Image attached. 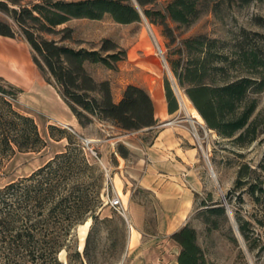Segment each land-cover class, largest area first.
I'll return each instance as SVG.
<instances>
[{"label": "trees", "instance_id": "obj_1", "mask_svg": "<svg viewBox=\"0 0 264 264\" xmlns=\"http://www.w3.org/2000/svg\"><path fill=\"white\" fill-rule=\"evenodd\" d=\"M198 1L170 0L163 10L152 8L155 0H41L30 7L9 9L2 2L0 6L11 12L31 48L34 64L56 87L81 126L97 119L134 131L150 130L157 123L148 91L128 83L120 98L114 100L109 80L95 79L86 68L87 63L113 68L123 58L124 50L109 38H103L97 48L73 46L68 43L73 40L72 28L58 26L71 18L99 19L109 14L114 21L128 23L144 15L161 25L164 35L174 41L166 18L190 23L200 12ZM220 1L241 6L253 0ZM253 33L262 40L258 48L245 43L249 30L244 27L230 46L205 34L186 37L176 50L178 56L167 60L179 89L206 126L222 137L255 138L251 115L256 102L251 94L264 88V56H260L264 53V34ZM0 35H15L11 25L1 19ZM163 86L168 111L177 110L178 99L167 76ZM20 92L0 76V169L16 152L39 151L46 145L34 118L15 106ZM60 131V137L67 139L63 150L28 175L0 184V264H61L58 253L62 249L68 251L69 258H79L77 249H69L72 229L87 217L92 223L99 219L103 171L72 134ZM240 181L237 178L239 185L243 183ZM262 183H250L247 188L254 202H264ZM202 205L205 207L200 213L208 226L218 227L211 215L226 218L219 202L204 201ZM235 221L248 240L249 221L239 214H235ZM170 237L179 246L177 264L205 262L194 227L185 223Z\"/></svg>", "mask_w": 264, "mask_h": 264}, {"label": "rangeland", "instance_id": "obj_2", "mask_svg": "<svg viewBox=\"0 0 264 264\" xmlns=\"http://www.w3.org/2000/svg\"><path fill=\"white\" fill-rule=\"evenodd\" d=\"M40 1L0 0L9 9L30 7ZM169 1L155 0L152 8L163 10ZM218 1L199 0V14L187 24L166 18L174 41L164 35L161 25L150 22L144 15L128 23L114 21L109 14L99 19L71 18L58 28H72L73 40L68 43L73 46L97 48L103 38H109L124 50L123 58L115 62L113 68L101 63L86 64L95 79L109 80L114 100L120 95L121 87L128 83H141L147 91L161 83L164 91L163 79L164 76L168 77L180 104L181 116L190 126L191 137L198 145L199 158L194 166L201 176L202 187L193 190L192 206L186 213L184 224L188 223L196 230L197 243L205 255L202 264H264V202H254L247 191L250 183L260 181L264 188V88L251 94L256 102L251 115L255 138L248 141L247 137L243 140L222 137L208 128L203 120L198 121L192 116L194 107L177 86L167 62L178 56L176 50L183 38L198 34L217 38L225 46H230L234 43L233 39L240 36V28L244 27L249 30L245 43L260 47L262 40L254 36L253 32L264 34V0H253L241 6L221 1L215 3ZM0 19L15 30L12 38L22 46L23 55L33 64L28 42L11 12L1 6ZM44 35L48 38L57 37L54 34ZM261 55L264 56V53L260 52ZM20 96L18 93L16 108L36 116L34 119L38 122L46 145L39 151L16 152L6 160L0 169V184L28 175L63 150L67 139L60 137L63 133L60 129L72 134L80 145L81 137L94 139V148L107 169L106 174L101 162L89 156L103 171V203L98 210L99 219L92 223L91 217H87L74 226L69 249H77L80 257L69 258L68 251L62 249L58 253L61 264H177L179 246L173 244L171 234L161 233L158 227L163 205L153 192L140 187L137 181L147 163L144 146L153 141L157 129L161 128V122L157 121L150 130L125 131L109 121L94 119L78 131H72L65 126L47 124L49 118L37 112L28 102L22 101ZM167 121L172 124L179 122L176 118ZM132 132L133 135L125 136ZM237 178L243 183L239 185ZM106 192L109 197L120 195L124 213L110 206ZM255 194H259L258 191ZM204 201L219 202L225 208L226 218L223 215H211L218 223L216 228L203 221L204 216L200 211L205 207L202 205ZM235 214L249 221V238L246 241L235 228ZM86 221V230L82 232L81 226ZM136 229L143 233L140 243L134 245L129 240L130 234L136 233Z\"/></svg>", "mask_w": 264, "mask_h": 264}, {"label": "crops", "instance_id": "obj_3", "mask_svg": "<svg viewBox=\"0 0 264 264\" xmlns=\"http://www.w3.org/2000/svg\"><path fill=\"white\" fill-rule=\"evenodd\" d=\"M0 76L21 89L20 99L47 116V124L65 126L72 131H78L81 127L56 87L45 80L34 62L32 64L26 59L22 46L14 38L5 35H0ZM134 84L144 86L141 83ZM123 88L124 86L121 87L117 100ZM148 93L153 102L154 117L161 122V128L157 129L153 141L144 146L147 163L137 181L140 187L150 190L160 200L163 212L158 225L159 231L170 235L184 224L186 213L192 206L193 190L197 191L202 187L201 176L194 166L199 158V151L191 137L190 126L184 116H181L180 104L177 110L168 111L161 83L148 90ZM17 101L18 97L15 102ZM31 116L36 117L34 114ZM172 118L179 122L172 124L167 121ZM36 123L38 125L37 121ZM131 135L133 132L125 134ZM103 166L105 167L104 164ZM135 206L139 207V204L135 203ZM136 230V233L130 234L129 240L134 245L140 243L143 233ZM173 244L178 246L174 241Z\"/></svg>", "mask_w": 264, "mask_h": 264}, {"label": "built area", "instance_id": "obj_4", "mask_svg": "<svg viewBox=\"0 0 264 264\" xmlns=\"http://www.w3.org/2000/svg\"><path fill=\"white\" fill-rule=\"evenodd\" d=\"M80 139H81V143H82V146H83V149H84L86 155H88V157L89 156L94 157L101 162L100 158L98 157L97 151L94 148V139L87 138V137H81ZM101 164H102V162H101ZM102 166H103V164H102ZM103 168H104L105 173H106V171H107L106 168L104 166H103ZM105 195L107 197V200H108L110 206L118 209V211L120 213H124V208H123L121 197L119 194H116L114 197H109L108 192H106Z\"/></svg>", "mask_w": 264, "mask_h": 264}, {"label": "bare ground", "instance_id": "obj_5", "mask_svg": "<svg viewBox=\"0 0 264 264\" xmlns=\"http://www.w3.org/2000/svg\"><path fill=\"white\" fill-rule=\"evenodd\" d=\"M192 116L195 117L198 121H202V117L198 113V111L195 108H192ZM87 227V221L81 226L82 232L86 230Z\"/></svg>", "mask_w": 264, "mask_h": 264}, {"label": "water", "instance_id": "obj_6", "mask_svg": "<svg viewBox=\"0 0 264 264\" xmlns=\"http://www.w3.org/2000/svg\"><path fill=\"white\" fill-rule=\"evenodd\" d=\"M236 230H238L237 226H235Z\"/></svg>", "mask_w": 264, "mask_h": 264}]
</instances>
